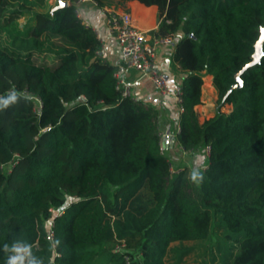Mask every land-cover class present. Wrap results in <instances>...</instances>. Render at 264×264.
I'll use <instances>...</instances> for the list:
<instances>
[{
  "label": "trees",
  "instance_id": "trees-1",
  "mask_svg": "<svg viewBox=\"0 0 264 264\" xmlns=\"http://www.w3.org/2000/svg\"><path fill=\"white\" fill-rule=\"evenodd\" d=\"M60 1L0 0V264L21 251L24 264H164L171 243L205 239L213 224L225 254L210 264H264V44L227 94L264 0H137L158 8L153 34L175 35L176 139L209 148L195 179L171 171L157 110L121 97L76 0ZM206 74L217 107L200 120ZM141 189L149 199L133 210Z\"/></svg>",
  "mask_w": 264,
  "mask_h": 264
},
{
  "label": "crops",
  "instance_id": "crops-1",
  "mask_svg": "<svg viewBox=\"0 0 264 264\" xmlns=\"http://www.w3.org/2000/svg\"><path fill=\"white\" fill-rule=\"evenodd\" d=\"M100 1L102 4H99L97 0H80L77 2L79 10L78 15L86 26L91 27L97 32L101 42L99 55L102 59L111 64H115L119 58V47L108 32L105 21V11L107 9H113L127 12L131 15L134 24L139 29L147 32H152L157 28L159 12L156 5H144L137 0ZM172 54L173 51L171 52L169 49H164L160 51L155 58L158 69L167 77L170 85L180 81L184 76V71L180 70L178 65L173 61ZM120 74L132 83L131 96L134 100H138L144 105L153 107L157 110L158 119L156 123L161 136L160 142L164 145L165 152H170L175 146L180 147L176 139L178 112L172 96H160L155 91L151 80L147 76H140V73L131 67L122 68ZM206 76L211 77L207 74ZM210 84L212 91L213 86L212 83ZM202 101L201 94V102ZM199 107L200 109L201 107L204 109L203 105L199 103L195 106L197 112H199Z\"/></svg>",
  "mask_w": 264,
  "mask_h": 264
},
{
  "label": "built area",
  "instance_id": "built-area-1",
  "mask_svg": "<svg viewBox=\"0 0 264 264\" xmlns=\"http://www.w3.org/2000/svg\"><path fill=\"white\" fill-rule=\"evenodd\" d=\"M79 1L80 0H76L75 4ZM105 13L108 32L110 36L114 38L119 47V58L117 62L113 64L116 66L113 76L116 79L115 86L119 90L121 97H132V83L120 74L122 68L131 67L137 70L140 73V76H147L151 80L155 91L160 96H172L176 104L177 112H182L181 80L170 85L167 77L158 69L155 60L157 54L164 49H169L171 52H174L175 35H156L152 32L143 31L134 24L131 15L127 12L107 9ZM77 14H79L78 9ZM95 33L99 39L96 31ZM37 101L40 103L38 98ZM178 129L179 127L177 128V132ZM205 150L208 153L209 148L206 147ZM11 164L12 163H8V166L10 167ZM178 171L179 169L176 170V172ZM61 213L62 211L59 212V214ZM47 222L49 224L48 237L52 239L53 231L51 226L53 225V222L51 220H48ZM123 245L124 243L116 245V248L120 249ZM124 258L126 263H129V256L126 255Z\"/></svg>",
  "mask_w": 264,
  "mask_h": 264
},
{
  "label": "rangeland",
  "instance_id": "rangeland-1",
  "mask_svg": "<svg viewBox=\"0 0 264 264\" xmlns=\"http://www.w3.org/2000/svg\"><path fill=\"white\" fill-rule=\"evenodd\" d=\"M50 4H54L55 0H48ZM78 4L76 7L78 9ZM27 14L20 17L21 22H26ZM26 28V27H24ZM211 77L204 75L202 84V99L200 102L203 108L199 107V119L203 120L212 116L217 107V95L215 89L210 88ZM210 84V85H209ZM210 89V90H209ZM230 108L228 105L222 107V111H227ZM160 134V133H159ZM161 138V136H160ZM161 140V139H160ZM160 151L171 161V170L176 172L177 169H182L186 176L194 178L198 170L204 169L207 164L208 153L204 149H196L192 151L183 150L181 147L175 146L170 152H165L164 145L159 144ZM13 164L4 166L5 169H10ZM149 194L146 190L141 189L138 194L131 199L129 206L133 210H141L147 200ZM222 229L217 225H212L209 236L202 240L173 242L170 244L167 253L164 257V264H210L211 260L218 261L225 254L222 241ZM22 256V257H20ZM24 252H16L13 254L12 263L24 264Z\"/></svg>",
  "mask_w": 264,
  "mask_h": 264
},
{
  "label": "water",
  "instance_id": "water-1",
  "mask_svg": "<svg viewBox=\"0 0 264 264\" xmlns=\"http://www.w3.org/2000/svg\"><path fill=\"white\" fill-rule=\"evenodd\" d=\"M65 5H67V3H66V2H63V6H65ZM58 7H61V1L59 2ZM262 28H264V27H261V29H262ZM261 29H260L259 36H258L257 40H256L255 43H254V51H253V53H252V55H251V60H250L247 64H245V65L241 68V70H239V72H237V73L235 74V80H236V83L233 84V85L229 88L227 94H228L233 88H236V87H238V86L241 85V79H240V77H239L240 73H242V72H243L245 69H247L249 66H251V65H253V64L257 63V62H259L260 57H261V55H262V53H263V49H262V48H263V44H264V31H262ZM227 94H226V95H227Z\"/></svg>",
  "mask_w": 264,
  "mask_h": 264
},
{
  "label": "snow or ice",
  "instance_id": "snow-or-ice-1",
  "mask_svg": "<svg viewBox=\"0 0 264 264\" xmlns=\"http://www.w3.org/2000/svg\"><path fill=\"white\" fill-rule=\"evenodd\" d=\"M61 6H63V0H61ZM261 30L264 31V28H262ZM4 103L6 104L7 101H4Z\"/></svg>",
  "mask_w": 264,
  "mask_h": 264
}]
</instances>
